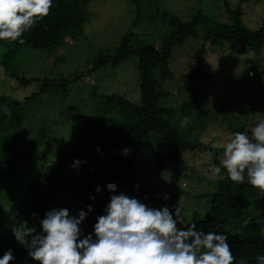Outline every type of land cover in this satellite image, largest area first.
Instances as JSON below:
<instances>
[{"label": "trees", "instance_id": "obj_1", "mask_svg": "<svg viewBox=\"0 0 264 264\" xmlns=\"http://www.w3.org/2000/svg\"><path fill=\"white\" fill-rule=\"evenodd\" d=\"M91 1L53 0L49 14L23 34V44L0 41V72L18 84L31 82L32 80L19 78L8 71L10 63L23 48L51 49L61 46L65 34L69 33L71 39L81 36L87 16L85 7ZM125 1L136 5L139 13L142 0ZM160 1L152 0V3L157 5ZM222 7L226 15V21L223 22L202 11L195 13L188 21L162 12L161 18L170 27V32L161 45L135 46L132 45L130 36H125L112 56H101L95 61L96 66L108 62L119 65L131 55L136 56L140 101L133 104L120 95L102 97L94 115L85 119L73 132L74 146L62 152L57 161L44 166L33 175L17 200L9 204L4 216L3 232L0 234V256L11 249L15 257L14 264H38L28 256L27 245H20L15 241L12 228L27 221L28 226L36 224L39 231L38 219L51 208H66L70 214L75 215L77 210H86L85 206L91 204L93 211L80 226L85 234L91 232L95 218L103 214V208L108 202L110 193L105 186L109 182L115 183L118 191L141 198L146 204L158 207L167 204L170 208L175 205L180 209L181 220L185 221L182 197L188 194L183 190L185 182L182 180L187 169L183 155L187 151L205 149L206 146L197 139L188 140L184 137L177 121L173 120L175 108L165 103L169 94L164 85L173 77L169 65L172 49L183 46L193 38L201 42L194 50L192 63L188 67L190 72L184 75L187 80V98L182 103L183 107L177 108L182 113L186 109H192L195 117L200 118L206 114L201 107L200 96L205 87L203 80L209 74L202 66L208 49L216 51L218 43L235 39L255 53H259L264 47V20L258 29L249 31L241 22L240 4L231 7L226 0H222ZM252 62L246 61L245 66H252ZM263 76L264 70L261 69L258 91L249 102L242 122L233 132L243 131L250 135L254 126L251 124L252 116L249 117L248 114L252 108L264 120V85L261 82ZM76 78L78 77L59 82L48 81L39 92L22 100H12L0 93V194L15 175V169L28 167L33 160L31 155L38 146L47 143L45 127L40 128L35 138H29L25 142L23 139L26 135L23 136L26 131L25 122L35 105V99L48 89L61 87L66 91L68 84ZM5 108L10 115L4 113ZM150 139L163 144L164 154H157L156 165L172 163L168 179L162 182L165 187L162 195L152 194L148 181L141 180L142 177L148 179L151 173L146 165L151 158L147 155L150 152ZM97 146L102 155L95 151ZM123 148L130 150L127 156L121 155ZM77 158L86 163L77 169L70 168L73 160ZM213 161L219 166L216 159ZM96 186L101 188L99 193L94 191ZM258 191L247 182L237 184L229 179H218L215 192L210 195L208 208L201 218L195 219L197 226L204 231L228 234L234 256L233 264H257L255 257L264 255V207L258 211L253 206L256 200L264 199V196H258ZM164 194L170 197L169 200L162 199ZM90 196L95 199L90 200ZM33 212L36 217L31 215ZM189 222L191 221L185 224Z\"/></svg>", "mask_w": 264, "mask_h": 264}, {"label": "rangeland", "instance_id": "obj_2", "mask_svg": "<svg viewBox=\"0 0 264 264\" xmlns=\"http://www.w3.org/2000/svg\"><path fill=\"white\" fill-rule=\"evenodd\" d=\"M226 1L231 7L240 4L241 22L246 29L255 31L259 28L264 20V0ZM85 10L87 16L81 36L71 39L69 33L65 34L61 46L51 49L23 48L10 63L8 71L31 82L18 84L0 72V93L12 100H22L39 92L48 81L59 82L78 77L68 84L66 91L61 87L48 89L35 99V105L25 122L23 136L26 135L23 139L25 142L35 138L40 128L45 127L47 143L38 146L31 155L33 160L28 167L15 169V175L2 190L0 234L9 204L17 200L33 175L57 161L62 152L74 146L73 132L85 119L94 115L102 97L120 95L133 104L139 103L138 58L131 55L119 65L108 62L96 66L98 58L112 56L125 36H130L135 46L161 45L170 32V27L161 18L162 12L188 21L195 13L202 11L221 22L226 21L222 0H161L157 5H153L152 0H142L139 13L136 5L125 0H92ZM200 44L199 39L193 38L183 46L172 49L169 65L173 77L164 85L169 94L165 103L175 108L173 120L177 121L181 133L186 139H197L206 146L205 149L187 151L183 155L187 169L182 182H185L183 190L188 196L182 197L185 220H181L182 225L201 218L208 208L210 195L215 192L218 182L210 171L213 160L219 162L223 158V144L242 122L249 102L258 91L259 70H264V47L255 53L237 39L218 43L216 51L209 48L202 60L203 68L209 73L203 80L205 87L200 96L201 107L206 114L196 118L192 109L182 113L177 108L183 107L182 103L187 98L184 75L190 72L188 67L192 63L194 50ZM246 61H253L251 69L254 77L247 76ZM261 82L264 85V76ZM250 111L248 115L252 116L251 124L255 126L262 118L255 108ZM149 143L150 152L147 155L151 158L146 165L151 173L148 179L142 177L141 180L148 181L152 194L162 195L165 191L162 182L168 179L172 163L156 165L157 154H164L163 144L153 139ZM209 151L214 153L210 162L206 160ZM150 206L159 208L154 204ZM253 206L259 211L264 207V199L256 200ZM262 232L264 234V225Z\"/></svg>", "mask_w": 264, "mask_h": 264}, {"label": "clouds", "instance_id": "obj_3", "mask_svg": "<svg viewBox=\"0 0 264 264\" xmlns=\"http://www.w3.org/2000/svg\"><path fill=\"white\" fill-rule=\"evenodd\" d=\"M52 4L53 0H0V41L23 44V34L49 14ZM3 111L10 115L6 108ZM95 151L102 155L99 146ZM129 152L128 148L121 149V155ZM213 155L207 152L206 160L210 162ZM85 163L77 158L70 168ZM210 171L220 180L247 182L259 190L258 196H264V120L251 128L250 135L233 132L223 144L219 166L213 164ZM105 187L110 193L108 202L103 214L95 218L91 232L85 234L80 227L93 211L89 204L75 215L66 208H51L38 219L39 231L36 224L28 226L22 221L12 228L13 238L27 245L28 256L38 264H233L227 233L204 231L195 219L182 225L180 209L175 205L155 208L118 191L115 183ZM94 191L99 193L100 186ZM169 198L167 194L162 197L164 201ZM31 215L36 217L35 212ZM255 259L257 264H264V255ZM14 261L11 249L0 256V264Z\"/></svg>", "mask_w": 264, "mask_h": 264}, {"label": "built area", "instance_id": "obj_4", "mask_svg": "<svg viewBox=\"0 0 264 264\" xmlns=\"http://www.w3.org/2000/svg\"><path fill=\"white\" fill-rule=\"evenodd\" d=\"M246 67L249 69L251 66H250V64H248V65H246ZM247 75H248V77H253L254 73L252 70H248Z\"/></svg>", "mask_w": 264, "mask_h": 264}]
</instances>
